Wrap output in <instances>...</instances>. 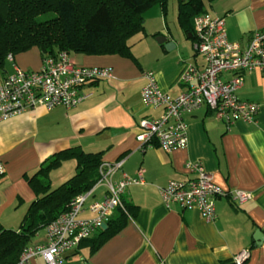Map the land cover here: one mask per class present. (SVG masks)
<instances>
[{
    "label": "crops",
    "instance_id": "obj_1",
    "mask_svg": "<svg viewBox=\"0 0 264 264\" xmlns=\"http://www.w3.org/2000/svg\"><path fill=\"white\" fill-rule=\"evenodd\" d=\"M208 12L224 17L229 39L243 45L252 31L264 28V0H215L208 4ZM156 31L154 37H145L137 61L119 54L69 52L79 65L113 67L114 76L88 82L82 91L90 95L73 108L57 106L41 115L26 111L0 122V159L6 163L0 178V226L19 230V221L36 197L25 174L55 153L78 146L100 152L102 161L124 160L117 180L123 173L136 177L144 169V182L129 185L122 196L126 225L95 248L94 238L107 226L97 229L67 252L66 264H230L242 249L250 250L243 264H264V75L259 69L245 73L238 91L240 98L260 104L257 122L238 120L228 128L203 105L184 113L187 147L169 152L157 146L140 149L139 120L162 113L142 101L145 71L152 70L160 87L176 96L182 91L183 61L202 60L194 44L188 53L189 46L171 28ZM187 34L193 43L192 33ZM158 36L174 45L167 48ZM12 55L0 81L16 67L37 70L43 65L37 46ZM189 161L201 162L222 188L250 192V200L239 204L230 197L217 198L214 221L205 220L197 209L168 207L159 187L170 179L190 177ZM92 189L87 204L103 200L107 193L103 184ZM81 216L93 213L86 208ZM41 229L32 245L46 241V228ZM30 264L45 262L37 256Z\"/></svg>",
    "mask_w": 264,
    "mask_h": 264
},
{
    "label": "built area",
    "instance_id": "obj_2",
    "mask_svg": "<svg viewBox=\"0 0 264 264\" xmlns=\"http://www.w3.org/2000/svg\"><path fill=\"white\" fill-rule=\"evenodd\" d=\"M193 23L194 49L202 60L183 61L179 77L182 91L172 96L160 87L152 70L144 73L146 83L142 101L146 106L162 109V113L157 118L139 120L141 130L136 138L140 149L157 146L169 152L187 147L184 113L203 105L212 110L216 122L228 128L238 120L257 122L260 104L240 98L238 91L244 85L245 73L259 69L264 75V28L252 31L247 44L243 45L229 39L222 16L205 12L196 15ZM7 59H13L12 53ZM113 76V67L79 65L70 58L68 51L46 57L37 70L16 67L0 81V122L26 111L41 115L57 106L73 108L90 95L82 91L88 82ZM123 162L102 161L96 184L107 188L104 199L87 204L93 189L74 197L69 209L45 227L46 241L26 247L16 264H30L37 256L45 264H66L69 250L102 228L117 207L124 208L122 196L127 187L144 182V169L136 177L123 173L119 180L115 179ZM187 169L191 174L187 179H170L159 187L168 207L175 204L183 210L197 209L205 220L214 221L217 198L230 197L243 204L252 196L239 188H222L199 161H189ZM5 173L6 163L0 159V178ZM86 208L93 216H81ZM249 256L250 250L242 249L235 254L234 262L243 264Z\"/></svg>",
    "mask_w": 264,
    "mask_h": 264
},
{
    "label": "trees",
    "instance_id": "obj_3",
    "mask_svg": "<svg viewBox=\"0 0 264 264\" xmlns=\"http://www.w3.org/2000/svg\"><path fill=\"white\" fill-rule=\"evenodd\" d=\"M168 1L0 0V79L8 54L16 55L33 46L40 48L43 59L68 51L89 55L119 54L137 61L132 48L145 34L143 13L154 4H160L165 11ZM212 1L178 0L180 27L192 33L194 17L208 12V4ZM49 14L53 15L41 19ZM69 160L75 162V172L54 187L52 169ZM101 163L100 152H86L77 146L55 153L34 172L25 174L36 197L19 230L0 226V264H16L24 249L34 243L41 228L67 211L74 197L90 191L98 181ZM123 202L124 208L117 207L107 227L94 238L95 248L126 225V202Z\"/></svg>",
    "mask_w": 264,
    "mask_h": 264
},
{
    "label": "rangeland",
    "instance_id": "obj_4",
    "mask_svg": "<svg viewBox=\"0 0 264 264\" xmlns=\"http://www.w3.org/2000/svg\"><path fill=\"white\" fill-rule=\"evenodd\" d=\"M213 0L212 2H214ZM210 2L209 4H211ZM53 14H49L48 16H43L41 19L49 18ZM145 18V34L142 40L137 42L133 48V54L135 57H139L141 52L140 49L144 47L146 44L145 37L147 36H153L158 28H160V32L168 31L169 28L172 29V31L181 39H183L184 43H186L189 46V49H187V52L190 53L193 50V43L192 39L189 38L187 35V31L180 27L179 21H178V0H169L167 3V9L164 11L162 9V6L160 4H154L150 8H148L144 13ZM154 37V36H153ZM157 38V37H155ZM8 67V62L6 63L5 68ZM4 75V73H3ZM2 75V76H3ZM75 162L74 161H65L62 165L53 168L50 175L53 179L52 185L55 187L65 179H67L73 172H75ZM22 217L21 221H19V224H21L26 216ZM18 224V223H17ZM40 233H44V229L40 230ZM35 241V239H34Z\"/></svg>",
    "mask_w": 264,
    "mask_h": 264
},
{
    "label": "water",
    "instance_id": "obj_5",
    "mask_svg": "<svg viewBox=\"0 0 264 264\" xmlns=\"http://www.w3.org/2000/svg\"><path fill=\"white\" fill-rule=\"evenodd\" d=\"M157 40H158L159 42H165L167 48H168L170 45H174L173 42H171V41H167L168 38L165 37V36H158V37H157ZM105 225H106V224H104L103 227H104ZM261 239H262V238H258V240H261Z\"/></svg>",
    "mask_w": 264,
    "mask_h": 264
}]
</instances>
